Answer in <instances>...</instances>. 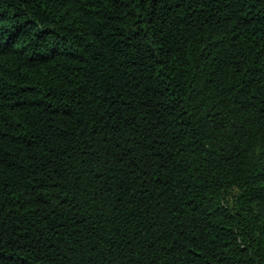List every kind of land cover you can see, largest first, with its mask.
<instances>
[{"label":"trees","instance_id":"trees-1","mask_svg":"<svg viewBox=\"0 0 264 264\" xmlns=\"http://www.w3.org/2000/svg\"><path fill=\"white\" fill-rule=\"evenodd\" d=\"M0 264H264V0H0Z\"/></svg>","mask_w":264,"mask_h":264}]
</instances>
